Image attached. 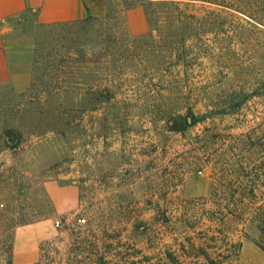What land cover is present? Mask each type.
I'll list each match as a JSON object with an SVG mask.
<instances>
[{"label": "rangeland", "instance_id": "rangeland-1", "mask_svg": "<svg viewBox=\"0 0 264 264\" xmlns=\"http://www.w3.org/2000/svg\"><path fill=\"white\" fill-rule=\"evenodd\" d=\"M86 7L2 35L0 264H264V0Z\"/></svg>", "mask_w": 264, "mask_h": 264}, {"label": "crops", "instance_id": "crops-1", "mask_svg": "<svg viewBox=\"0 0 264 264\" xmlns=\"http://www.w3.org/2000/svg\"><path fill=\"white\" fill-rule=\"evenodd\" d=\"M86 4L87 0H0V76L6 74L2 35L11 19L33 13L40 23L77 21L87 15Z\"/></svg>", "mask_w": 264, "mask_h": 264}, {"label": "trees", "instance_id": "trees-1", "mask_svg": "<svg viewBox=\"0 0 264 264\" xmlns=\"http://www.w3.org/2000/svg\"><path fill=\"white\" fill-rule=\"evenodd\" d=\"M238 106H239L238 103H232L230 105V107H231L230 109L235 110L236 108H238ZM200 120L201 119H199V117H193L192 124H195V123L199 122ZM238 210H240V209H237L236 212H238ZM253 217L255 219L254 220L255 221V227L258 229L260 236L264 237V205H260L257 208V211ZM12 227H13V225H10V226H7L6 229L9 231ZM258 245L262 249H264L263 241H259ZM12 249H13V246H12L11 241L6 240L2 246V251L6 254L5 264H15V263H13V261L11 259Z\"/></svg>", "mask_w": 264, "mask_h": 264}]
</instances>
